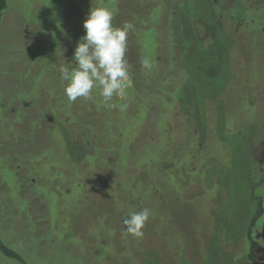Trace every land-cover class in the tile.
I'll list each match as a JSON object with an SVG mask.
<instances>
[{"label": "rangeland", "instance_id": "1", "mask_svg": "<svg viewBox=\"0 0 264 264\" xmlns=\"http://www.w3.org/2000/svg\"><path fill=\"white\" fill-rule=\"evenodd\" d=\"M8 2L0 21V237L23 260L0 252V264H264V0H190L178 37L190 78L178 86L181 72L161 88L131 73L133 87L114 109L98 92L74 103L64 94L59 68L73 64L76 50L63 46L72 36L68 1ZM147 2L111 0L121 7L114 25ZM92 5L79 0L78 15ZM167 29L158 25L145 42L151 58L164 52ZM133 52L128 42V62ZM198 114L205 140L194 134ZM85 120L87 139L78 128ZM79 145L91 146V156ZM144 208L143 238L125 234L127 214ZM260 208L250 261L248 229Z\"/></svg>", "mask_w": 264, "mask_h": 264}, {"label": "clouds", "instance_id": "2", "mask_svg": "<svg viewBox=\"0 0 264 264\" xmlns=\"http://www.w3.org/2000/svg\"><path fill=\"white\" fill-rule=\"evenodd\" d=\"M114 16L115 13L106 7L92 8L83 24L86 35L76 47L73 64L60 66L61 81L66 82L64 94L70 103L79 98L94 100L97 92L108 109L122 107L119 101L127 99L133 80L126 53L128 34L134 25L125 22L116 27ZM141 67L152 70L153 62L149 56L141 58ZM150 216L148 208L130 212L123 221L125 234L143 238V229Z\"/></svg>", "mask_w": 264, "mask_h": 264}, {"label": "trees", "instance_id": "3", "mask_svg": "<svg viewBox=\"0 0 264 264\" xmlns=\"http://www.w3.org/2000/svg\"><path fill=\"white\" fill-rule=\"evenodd\" d=\"M67 12H68V17H69V23L68 26L69 29L67 30L68 33H72V36L70 35V42H67L66 45L63 46H69L70 49H76L78 43L81 41V38L86 35V32L84 30L83 24L85 22V19L87 18V15L90 13L81 11L78 15L76 11V6L79 3V0H67ZM148 2L145 4H140L136 5V9L134 11L127 10L126 12V18L124 22H131L134 25L133 30H131L128 34V42L134 45L135 47V52L128 54L129 57V71L131 73H135L140 71L141 73L144 74L145 76V82L149 81L148 77H150L152 80L155 78L159 80L160 82V87L161 88H166V83L168 80L174 78L177 80L175 77L182 72V74H185V77H182L181 81H179L178 86L181 85L183 81L188 80L189 73L186 70L185 67V51H183V47L179 44V39L178 37H181L183 33L187 32L186 28L188 27V22L185 21L184 15L182 16V9L184 6H187L190 0H178L176 5L177 8L174 9L176 11L178 9V12L173 11V7L170 4V1L173 2V0H147ZM124 1L117 2L123 3ZM210 2L213 4L212 0ZM111 0H93V5L90 6V9L95 8V7H106L110 10H112L115 13L114 16V21L116 19V16L118 15L119 12V7L117 4L116 6H110ZM215 4V3H214ZM216 5V4H215ZM251 5V3H250ZM9 2L8 0H0V21L2 20L3 14L7 8H9ZM254 6V5H253ZM85 8V7H84ZM250 8H252L250 6ZM82 9V8H81ZM87 9V8H86ZM172 12L176 13L177 15V20H173V24L171 26L170 24V18L172 17ZM242 19V18H241ZM240 19V24H244V20ZM184 20V21H183ZM235 20H232V22ZM181 23V25H177L178 23ZM184 24H183V23ZM195 23V22H194ZM237 24L239 22H236ZM158 25H164V27L168 26L167 29V45L165 47V50L163 53L156 55L155 57L151 58L150 56H154V51H150L148 48V43H145L147 40H154L156 39L152 34L153 30L158 27ZM233 25V24H231ZM234 26V25H233ZM232 26V27H233ZM140 29H143V31L140 33ZM146 31V32H144ZM150 31V32H149ZM136 32V33H135ZM144 32V34L149 35L146 40L144 41H136L141 38V34ZM204 35V34H201ZM132 38V40L130 39ZM199 40L201 39V36L198 35L197 37ZM63 43L66 40V35H64V38H62ZM173 43V49H175V52L173 54H170L168 43L171 44ZM167 51V52H166ZM166 52V53H165ZM149 56L151 60H155L152 70L151 71H146L142 70L141 67V58L143 56ZM164 67V71L162 73H159L158 71ZM164 79H167L164 81ZM150 80V81H152ZM159 93V92H158ZM191 94V92L189 91ZM161 98H167L170 99V96L168 95H161ZM193 96L192 94L189 96V99H192ZM191 103V101H190ZM153 110L155 108V103L152 104ZM162 115L161 113H159ZM203 115V114H202ZM68 117V116H67ZM200 115L195 116V122H199ZM69 123H72L74 125V122L68 121ZM204 124H201L199 122V127L197 129L195 128V133L197 135V138L205 140L206 138V131L205 130H199L198 128L202 127ZM75 126V125H74ZM91 126V123L88 122V120H85L84 122L80 121L78 123V128L81 130L80 134L84 138H88V135L91 133L89 131V127ZM89 131V132H88ZM208 132V131H207ZM122 134L118 135V138H120ZM92 143V142H91ZM90 146V145H88ZM91 148L90 147H83L82 145H79V149L82 152V154L86 156H91L88 153V150ZM84 149H87V151H84ZM90 151V150H89ZM133 164L131 163L130 167ZM135 165V164H134ZM139 167V166H138ZM140 168V167H139ZM86 169V168H85ZM262 214V208L256 213L254 218L252 219L249 229H248V237L249 240L251 241V250L250 253L248 254V259L250 261H254L257 258V247L258 243L256 241L252 240V232L253 228L256 225V222L258 221V218ZM128 215V214H127ZM0 252H2L5 256L17 260H23V258L12 248H10L0 237Z\"/></svg>", "mask_w": 264, "mask_h": 264}]
</instances>
